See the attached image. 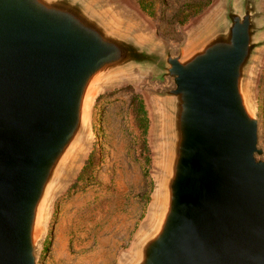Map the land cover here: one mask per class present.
Returning a JSON list of instances; mask_svg holds the SVG:
<instances>
[{
	"label": "water",
	"instance_id": "water-1",
	"mask_svg": "<svg viewBox=\"0 0 264 264\" xmlns=\"http://www.w3.org/2000/svg\"><path fill=\"white\" fill-rule=\"evenodd\" d=\"M262 0H221L178 46L113 0H0V264H36L50 205L109 84L149 80L150 222L120 264H264V148L252 81Z\"/></svg>",
	"mask_w": 264,
	"mask_h": 264
},
{
	"label": "rangeland",
	"instance_id": "rangeland-1",
	"mask_svg": "<svg viewBox=\"0 0 264 264\" xmlns=\"http://www.w3.org/2000/svg\"><path fill=\"white\" fill-rule=\"evenodd\" d=\"M221 0H113L119 11L148 34L180 45ZM264 6V0H262ZM166 84L149 80L114 82L95 99L91 130L70 176L48 211L36 264H120L133 240L151 220L158 163V117L149 91ZM258 143L264 148V47L252 81ZM135 95L147 117L142 137L130 112ZM92 163L86 167L90 155ZM264 155L257 156V160ZM156 162V163H155Z\"/></svg>",
	"mask_w": 264,
	"mask_h": 264
},
{
	"label": "trees",
	"instance_id": "trees-1",
	"mask_svg": "<svg viewBox=\"0 0 264 264\" xmlns=\"http://www.w3.org/2000/svg\"><path fill=\"white\" fill-rule=\"evenodd\" d=\"M130 112L132 114V117L134 118L135 125L139 129L140 135L142 137L140 150H142L143 152L146 149L144 136H145L146 129H147V117H146V111H145V108H144V105H143V102L140 96L135 95L133 97L132 102H131ZM92 156L93 154L90 155L88 161L86 162V167L91 165Z\"/></svg>",
	"mask_w": 264,
	"mask_h": 264
},
{
	"label": "bare ground",
	"instance_id": "bare-ground-1",
	"mask_svg": "<svg viewBox=\"0 0 264 264\" xmlns=\"http://www.w3.org/2000/svg\"><path fill=\"white\" fill-rule=\"evenodd\" d=\"M94 94H95V92L92 91V93L90 94V101H91V97L95 96ZM90 101L88 103H86V105H87L86 106V112H85V122L86 123H88L90 121V117H91V111H90V109H91V102Z\"/></svg>",
	"mask_w": 264,
	"mask_h": 264
}]
</instances>
